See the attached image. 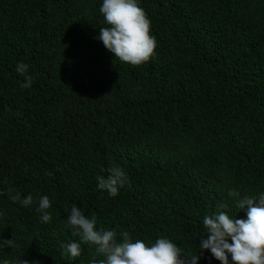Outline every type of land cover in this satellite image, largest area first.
<instances>
[{"label": "trees", "instance_id": "obj_1", "mask_svg": "<svg viewBox=\"0 0 264 264\" xmlns=\"http://www.w3.org/2000/svg\"><path fill=\"white\" fill-rule=\"evenodd\" d=\"M137 3L156 48L132 66L97 39L102 0H0V264H89L84 244L61 255L79 239L73 204L118 240L168 238L220 264L199 250L203 217L224 203L246 218L236 201L264 191V0ZM117 166L128 183L111 197L97 177Z\"/></svg>", "mask_w": 264, "mask_h": 264}, {"label": "clouds", "instance_id": "obj_2", "mask_svg": "<svg viewBox=\"0 0 264 264\" xmlns=\"http://www.w3.org/2000/svg\"><path fill=\"white\" fill-rule=\"evenodd\" d=\"M99 11L107 26L99 28V39L114 58L122 63L140 66L155 55L156 38L151 35V21L137 0H102ZM16 71L24 77L22 88L31 86L28 65L18 62ZM108 175L97 177V187L115 197L119 189L128 183L126 173L120 167L107 170ZM11 191V190H10ZM229 196H239L230 189ZM10 199L28 207L33 204L31 194L21 199L17 192ZM239 210L246 212V218L231 217L226 211L227 204L221 203L213 215L203 217L206 234L199 238V250L210 251L220 264H264V191L245 195L236 201ZM51 202L47 195L39 198L36 211L41 213V222H49L51 215L47 209ZM67 226L78 241L69 242L61 252L72 259L80 257L81 245L93 249L89 264H197L203 252L188 254L168 238H157L148 244L143 239L132 240L128 231L119 233L116 229L98 228L97 218L83 214L81 208L73 204L67 217ZM11 246V241H9ZM3 264H12L4 260ZM22 264H28L23 260Z\"/></svg>", "mask_w": 264, "mask_h": 264}]
</instances>
